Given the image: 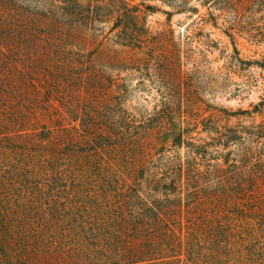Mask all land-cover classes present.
Instances as JSON below:
<instances>
[{"label": "trees", "instance_id": "16d2710c", "mask_svg": "<svg viewBox=\"0 0 264 264\" xmlns=\"http://www.w3.org/2000/svg\"><path fill=\"white\" fill-rule=\"evenodd\" d=\"M139 4L20 7L23 50L39 41L83 56L92 46L120 63L141 52L164 68L153 75L167 91L154 117L121 107L110 121L81 117L57 147L0 112V264H264V160L251 138L259 131L205 116L182 129L165 116L193 88L171 68L180 49L169 31L152 30ZM199 124L207 138L191 134Z\"/></svg>", "mask_w": 264, "mask_h": 264}, {"label": "rangeland", "instance_id": "374dc122", "mask_svg": "<svg viewBox=\"0 0 264 264\" xmlns=\"http://www.w3.org/2000/svg\"><path fill=\"white\" fill-rule=\"evenodd\" d=\"M49 1L0 0V112L5 118L16 120L21 133L57 147L75 133L70 126H78L81 117L110 121L121 107L144 120L163 109L160 90L165 89L153 74L164 68H154L158 60L150 55L136 52L120 63L112 54L96 57L92 46L83 56L56 54L39 41L23 50L20 7L41 8ZM135 3L152 30L169 31L180 49L171 68H181L185 84L193 88L189 100H174L165 116L182 129L185 120L205 116L243 126L247 136L257 130L259 136L251 137L255 158L264 160V0H189L185 7L182 0ZM202 127L189 128L193 136L207 138ZM248 145L246 140L243 147Z\"/></svg>", "mask_w": 264, "mask_h": 264}]
</instances>
